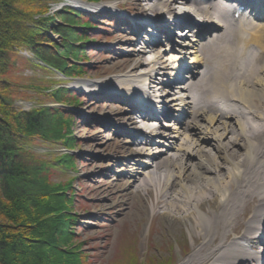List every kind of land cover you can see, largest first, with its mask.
Returning a JSON list of instances; mask_svg holds the SVG:
<instances>
[{
	"label": "bare ground",
	"instance_id": "bare-ground-1",
	"mask_svg": "<svg viewBox=\"0 0 264 264\" xmlns=\"http://www.w3.org/2000/svg\"><path fill=\"white\" fill-rule=\"evenodd\" d=\"M177 1L131 0L129 3L131 11H149L156 19H132L141 26L138 38L131 45L134 54L123 78L112 86L119 95L137 105L134 108L146 111L140 114L142 118L135 117L137 123L133 120L125 125L131 135L144 138L142 142L138 140L140 137L133 140L137 145L124 163L132 166L128 161H134L145 166L138 172L129 170L128 174L133 178L136 195L151 199L148 214H160L171 222L188 224L191 234L201 241L193 255L181 264H264V60L261 54L264 24L256 23L264 20V0H184L183 7H173ZM67 2L78 8L115 9L111 5H91L78 0ZM231 5L232 22L226 16ZM51 7V14L62 9ZM176 8L179 10L175 13ZM212 9L219 11L216 18ZM238 10L243 13L245 10V16L236 21ZM185 19L192 21L193 26L185 28L183 33L171 30ZM145 24L155 29L161 25L169 28V32L159 33L152 28L147 31ZM206 30H212L214 37L209 32L210 37L204 41ZM161 36L173 41V51L180 55L164 61L156 44L151 47ZM219 41L207 51L209 45ZM252 43L260 47L261 53L250 50ZM148 52L151 58L146 56ZM184 69L196 71L198 77L192 74L185 77L186 81L177 85V89L166 91V96L154 92L156 76L165 77L160 79L161 84L170 86ZM200 85V92L191 94V89ZM105 88L94 84L84 86L86 91L96 93L105 92ZM172 112L174 122L163 125L155 122L159 116L168 117ZM191 112L194 120L185 129L180 120ZM145 115L154 118L150 124L157 128H148ZM187 130L193 131L194 137L186 134ZM208 143L220 156L208 158L202 154V145ZM172 145L174 153L170 152L166 158V147ZM186 161L193 162L194 168V183L190 186L182 183ZM177 179L180 180L176 182ZM175 182L180 190L173 194ZM229 232H234L233 238Z\"/></svg>",
	"mask_w": 264,
	"mask_h": 264
},
{
	"label": "rangeland",
	"instance_id": "rangeland-1",
	"mask_svg": "<svg viewBox=\"0 0 264 264\" xmlns=\"http://www.w3.org/2000/svg\"><path fill=\"white\" fill-rule=\"evenodd\" d=\"M79 1L91 5L115 7L114 10L109 11L106 8H78L67 0L51 3L54 9L70 7L78 11L83 16L81 23L91 24L89 29H78L79 33L86 38L84 41L86 43L82 45V54L78 57L79 61L75 62L74 58L69 59L70 64L83 68L82 73L67 78L52 68H50L51 73L44 72L33 65L38 63L37 65L41 66V62L33 58L34 60H30L32 62L30 63L29 58L18 51L16 52L17 66L7 75V79L11 81L10 90L16 97L15 105L24 111L39 106L37 103L58 106L66 109L67 115L73 117L71 119V136L75 140L73 150L69 151L62 142L41 141L35 143L33 150L41 158L50 162L61 154L69 153L75 157L73 168L55 167L52 169L51 179L64 184L74 179L71 185L75 195L73 210L76 213L73 242L76 245H82L84 253L88 256L87 264H181L193 255L194 248L201 241L191 234L188 224L171 222L160 214L149 215L147 207L152 204L151 199L136 195L133 178L128 171L138 172L145 166L137 165L134 161L127 159L132 166L124 163L125 157L131 154L137 145V142H133L136 140L135 135H131L125 129V125L131 124L133 120L137 123L135 117L145 108H134L137 105L119 95V92L112 87L116 80L123 78L125 70L129 68L131 55L134 54V48L131 45L138 38L137 31L141 26L133 23L132 19L146 17L154 20L156 16L149 11H131L128 9L131 0ZM183 3L184 0H178L173 7H183ZM50 10L49 14H51ZM178 10L179 8H176L174 12ZM212 13L216 18L219 11L212 9ZM226 16L230 21V14L227 13ZM186 19L184 23L187 24H183L182 27L192 25V21L188 22ZM256 23L263 25L264 20ZM57 24L61 22L57 21ZM150 26L151 24H145L147 31ZM177 27L171 30L180 32L181 29ZM161 30L169 32V28L165 29L161 25L156 32L160 33ZM143 31L141 30V33ZM52 38L59 40L58 35H53ZM221 41L208 46L207 51ZM154 43L163 54L164 61L171 56L180 55L173 51L174 46L171 44L173 41L170 42L165 36L159 37ZM169 48L171 50L167 52ZM259 48L256 43L250 45L253 53H261L262 50ZM22 51L26 52V50ZM261 54L264 60V52L262 51ZM146 56L151 58L152 55L148 53ZM192 71L185 69L170 86L161 84L160 79L165 77L156 76L154 85L157 88L154 92L166 96V91L177 89V85L186 81L185 77L193 74ZM211 73L213 68L212 71L210 70V75ZM88 84L104 85L106 91L102 93L86 91L84 86ZM43 86L47 89L42 90ZM201 87L202 85L191 89V94H198ZM59 88L70 91L67 98L73 99L74 96L76 99H73V104L58 105L48 96L50 90ZM173 113H169L168 117L159 116L155 122H174L175 118L171 117ZM193 120L194 114L191 112L186 114L180 123L186 129ZM199 123H203L202 119ZM214 128H217V125ZM185 133L194 135L193 131L187 130ZM165 151V157H170L169 153H174L173 145L170 148L166 147ZM202 154L208 158L220 156L210 143L202 145ZM202 154L201 156H204ZM195 160L192 161L196 162ZM211 160L209 162L213 164ZM186 162L182 172V183L190 186L194 183L192 180L194 168L193 162ZM219 162L227 167L222 161L219 160ZM151 166L154 167V164ZM179 180L177 179L176 182ZM176 182L171 189L173 194L180 190V185ZM241 231L238 229V232ZM234 235V232H229L230 238Z\"/></svg>",
	"mask_w": 264,
	"mask_h": 264
},
{
	"label": "trees",
	"instance_id": "trees-1",
	"mask_svg": "<svg viewBox=\"0 0 264 264\" xmlns=\"http://www.w3.org/2000/svg\"><path fill=\"white\" fill-rule=\"evenodd\" d=\"M53 1L58 0H0V264H87L82 245L73 242L74 179L66 184L51 179L55 167L73 168L75 157L66 153L50 162L33 150L38 141L62 142L73 150V117L42 103L28 111L16 107L7 79L21 49L31 52L42 63L34 67L44 72L52 68L67 78L82 73L69 59L79 61L86 38L78 29L91 24L81 23V13L70 7L49 14ZM69 94L59 88L48 96L68 105L76 99Z\"/></svg>",
	"mask_w": 264,
	"mask_h": 264
},
{
	"label": "built area",
	"instance_id": "built-area-1",
	"mask_svg": "<svg viewBox=\"0 0 264 264\" xmlns=\"http://www.w3.org/2000/svg\"><path fill=\"white\" fill-rule=\"evenodd\" d=\"M20 52H21V54L27 56L28 58H32L33 57V55L31 53H29V52L28 53L24 52V51H20Z\"/></svg>",
	"mask_w": 264,
	"mask_h": 264
}]
</instances>
